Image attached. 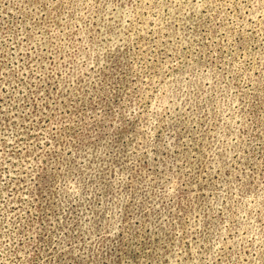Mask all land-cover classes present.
<instances>
[{
  "label": "rangeland",
  "instance_id": "obj_1",
  "mask_svg": "<svg viewBox=\"0 0 264 264\" xmlns=\"http://www.w3.org/2000/svg\"><path fill=\"white\" fill-rule=\"evenodd\" d=\"M0 264H264V0H0Z\"/></svg>",
  "mask_w": 264,
  "mask_h": 264
}]
</instances>
